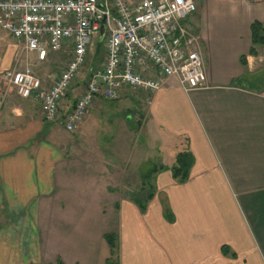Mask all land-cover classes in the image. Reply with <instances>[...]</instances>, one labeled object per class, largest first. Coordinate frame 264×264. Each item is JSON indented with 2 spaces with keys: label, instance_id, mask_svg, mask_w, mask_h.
Returning <instances> with one entry per match:
<instances>
[{
  "label": "crops",
  "instance_id": "crops-1",
  "mask_svg": "<svg viewBox=\"0 0 264 264\" xmlns=\"http://www.w3.org/2000/svg\"><path fill=\"white\" fill-rule=\"evenodd\" d=\"M256 22L264 25V0H204L188 23L201 50L205 86L185 92L168 79L153 94L98 99L73 133L60 121L46 122L35 98L2 92L14 68L27 66L43 72L35 74L47 91L69 48L65 57L55 61L49 54L39 63L0 30V264H47L40 256L44 246L74 244L96 220L99 236H116L118 264H262L264 85L246 86L264 73V48L249 56ZM83 82L61 102L63 115L83 94ZM119 107L130 115L127 128L139 129V139L128 137L127 152L112 145ZM154 140L173 170L180 155L191 158L186 182L164 166L148 185V176L136 175L151 158ZM132 187L142 196H131ZM145 187L156 191L149 195Z\"/></svg>",
  "mask_w": 264,
  "mask_h": 264
},
{
  "label": "built area",
  "instance_id": "built-area-1",
  "mask_svg": "<svg viewBox=\"0 0 264 264\" xmlns=\"http://www.w3.org/2000/svg\"><path fill=\"white\" fill-rule=\"evenodd\" d=\"M204 0H0V30L24 45L39 63L69 48V60L43 90L32 67L16 70L9 84L18 97L41 104L46 122L69 133L82 124L96 100L118 101L127 92L153 94L168 79L185 92L205 86V69L188 24ZM107 20L106 54L89 78L80 80L93 43ZM84 92L63 115L61 102L77 83Z\"/></svg>",
  "mask_w": 264,
  "mask_h": 264
},
{
  "label": "rangeland",
  "instance_id": "rangeland-1",
  "mask_svg": "<svg viewBox=\"0 0 264 264\" xmlns=\"http://www.w3.org/2000/svg\"><path fill=\"white\" fill-rule=\"evenodd\" d=\"M107 38L108 37H105L104 40L100 42V46H99V43L97 42L92 44V50L90 52L89 63L87 67L81 73V76H80L81 80H84L85 78L88 79L91 74V71L95 70L96 67L99 68L102 65V62L106 54L105 44L107 43ZM69 54L70 53L68 52V55L66 54V57H65V54L63 51L59 53H50L49 59L50 60L55 59L56 61V59L58 58L65 57L63 58V61L65 63L68 59ZM48 67H49L48 65H44V66H40L39 68L46 69ZM32 69L34 72H36V74L39 77L43 73L41 72L40 74L39 73L40 71L38 72L37 69H35L34 67ZM62 69L61 68L58 69L59 70L58 72H60ZM16 70H21V68H18V67L14 68L11 74L5 78V81H3L4 82L2 85L3 97L4 96L7 97L9 94L11 95L16 94L15 90L9 84L10 77L12 73ZM249 85L255 86V87L257 85L263 86L264 85V73H260L257 76V78L254 79V81H252V79L248 80V82H246V86H249ZM0 101H2L1 96H0ZM114 115L116 116V118L112 119V123H113L114 129H116L117 138L113 141L112 145L115 144L116 146H118L119 147L118 150L120 152H127L129 151V147L125 148V146L131 144L129 140L130 138L128 137H130V135H133L135 137L134 141L136 139H139V135H138L139 129L132 131L127 128L128 125H130L129 120H128L130 115H128V113L126 112L124 114L123 107H119L118 112H116V114H113V116ZM138 121L139 119L134 118V122L137 125H138ZM148 148H149L148 156H151V158L150 159L144 158L143 163L145 165L143 167V170L140 172H136V175L138 176H148V181L145 182L146 185L149 184L150 177H155L156 172H154V170L158 169L160 166L167 167L170 170H173L174 168V165H173L174 163L171 164V161H170V165H168L166 161L160 158L159 154L161 153L160 151L161 149L157 148V143L155 142V140L152 144H150ZM155 156H158L159 159H154ZM74 159H77V158H74ZM82 163H83L82 160H78V161L75 160L74 165H78ZM133 164L137 165L136 162H134ZM176 164H177V161H176ZM121 190L123 189H120L119 192H122ZM144 191L150 195V194L155 193L156 189L152 190L151 188L145 187ZM128 193L131 196H136V195L137 197L142 196L141 189L137 187L130 188ZM145 194L146 193H144L143 195ZM103 222L107 223L106 231L110 229V224L113 223V221L111 220L103 221ZM100 225H101V221H98V220L91 221V225H90L91 227L89 228L87 235L81 236L82 238L79 237L80 241H76L74 244H68L67 247L62 246V244H60L62 241L61 242L58 241L56 246L48 244L47 246L43 247V250L41 251L40 256L47 262V264H104L103 259L107 260V258H109L108 257L109 256L108 254L109 245L106 239H104L102 236H99L98 227ZM43 236L45 238V243L47 240H50V236L48 233ZM262 264H264V259H263Z\"/></svg>",
  "mask_w": 264,
  "mask_h": 264
},
{
  "label": "trees",
  "instance_id": "trees-1",
  "mask_svg": "<svg viewBox=\"0 0 264 264\" xmlns=\"http://www.w3.org/2000/svg\"><path fill=\"white\" fill-rule=\"evenodd\" d=\"M251 36H252V47H251L249 56L257 57L258 48H264V25L258 22L254 23L251 27ZM241 62L243 66H246L247 57H243L241 59ZM177 166L178 167L173 170V177L175 180H179L181 183H184L188 179L190 169L192 167L191 158H189L187 154L180 155L177 159ZM139 206L142 211L145 210V205L140 204ZM165 218L170 223L174 221V218L169 212L167 205H165ZM105 239L107 240V243L109 245V250H110V256L107 259L106 264H118L114 260L116 241H117L116 236L106 235ZM229 254H230L229 250L227 248H223V255L228 256ZM232 256L235 257L234 254Z\"/></svg>",
  "mask_w": 264,
  "mask_h": 264
},
{
  "label": "water",
  "instance_id": "water-1",
  "mask_svg": "<svg viewBox=\"0 0 264 264\" xmlns=\"http://www.w3.org/2000/svg\"><path fill=\"white\" fill-rule=\"evenodd\" d=\"M106 29H107V20H106V18H104L102 23H101V32H100V37L101 38L105 37Z\"/></svg>",
  "mask_w": 264,
  "mask_h": 264
}]
</instances>
